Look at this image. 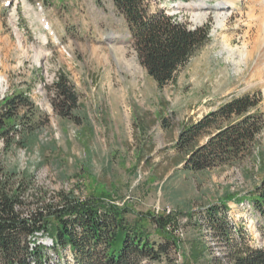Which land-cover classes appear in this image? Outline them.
Returning a JSON list of instances; mask_svg holds the SVG:
<instances>
[{
  "label": "rangeland",
  "instance_id": "obj_1",
  "mask_svg": "<svg viewBox=\"0 0 264 264\" xmlns=\"http://www.w3.org/2000/svg\"><path fill=\"white\" fill-rule=\"evenodd\" d=\"M199 1L152 3L191 28L212 24L209 45L176 84L161 89L140 65L127 24L111 0H0V101L26 94L43 124L29 149L13 147L4 155L8 169L27 177L30 207L38 199L56 201L60 191L81 201L98 198L127 207L128 221L141 224L153 240L173 237L171 264H233V248L221 241L205 211L228 200V220L245 227L253 246H262L258 218L240 202L264 180V133L256 167L247 160L223 170L185 172L184 154L175 148L184 124L232 98L260 96L264 114L263 77L245 72V66L235 73L237 66L224 51L231 43L246 53L251 0L237 1L223 29L215 28L212 14L199 19L188 7ZM61 74L79 97L68 118L52 106ZM152 216L165 217V231ZM62 257L64 264H73L69 250Z\"/></svg>",
  "mask_w": 264,
  "mask_h": 264
},
{
  "label": "trees",
  "instance_id": "obj_2",
  "mask_svg": "<svg viewBox=\"0 0 264 264\" xmlns=\"http://www.w3.org/2000/svg\"><path fill=\"white\" fill-rule=\"evenodd\" d=\"M111 1L127 24L129 43L140 65L161 89L176 84L180 72L211 41V23L191 28L166 9H154L156 0ZM53 91L55 112L63 118L73 116L79 97L66 75L58 77ZM262 101L257 95L232 98L201 119L184 124L175 144L184 154L183 170H223L247 160L256 167L262 158ZM36 112L23 93L0 101V264H64L66 250L73 264H171L176 240L169 235L153 240L141 224L128 221L127 207L98 198L81 201L63 191L56 201L36 198L37 206L30 207L25 199L30 189L27 177L8 169L4 155L13 147L29 149L37 142L43 124ZM246 197L250 199L240 204L248 203L258 218L260 247L251 244L244 226L228 220V200L205 211L221 241L233 248V264H264V180ZM151 220L160 230L167 225L165 217L152 216ZM46 238L53 245L46 244Z\"/></svg>",
  "mask_w": 264,
  "mask_h": 264
},
{
  "label": "bare ground",
  "instance_id": "obj_3",
  "mask_svg": "<svg viewBox=\"0 0 264 264\" xmlns=\"http://www.w3.org/2000/svg\"><path fill=\"white\" fill-rule=\"evenodd\" d=\"M237 1L238 0H223L217 4L211 5L204 0H201L188 7L196 12L199 19L212 14L216 23L215 28L223 29L225 28L226 21L231 16V10L236 8ZM249 5L248 31H246L245 34V40H249L246 45V53H242L241 50H239L240 48H232V45L229 42L224 51L227 54V59H232L231 63L234 66H237L236 72L234 71L235 73L241 72L242 70L240 71L239 68L245 66L247 69L245 72L253 70V74H257L256 77L261 75L264 79V0H251ZM253 32L255 34L253 35L254 38L250 40L251 33ZM246 37L248 39H246ZM255 60L256 63L253 65ZM45 243L49 246L53 245L52 239L49 240L46 238Z\"/></svg>",
  "mask_w": 264,
  "mask_h": 264
}]
</instances>
